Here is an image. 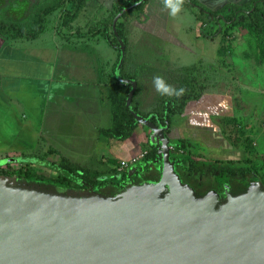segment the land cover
Wrapping results in <instances>:
<instances>
[{
    "label": "rangeland",
    "instance_id": "rangeland-1",
    "mask_svg": "<svg viewBox=\"0 0 264 264\" xmlns=\"http://www.w3.org/2000/svg\"><path fill=\"white\" fill-rule=\"evenodd\" d=\"M32 1L0 0V14L11 19L10 10L13 12L19 10L27 17L24 20L21 16L15 19L21 23H28L27 18L28 15L30 16V12L32 17L35 14L37 16L44 5H54L59 2V0H40L39 2L36 0V4L31 3L29 6ZM151 1L149 5L144 7V15H138L136 12L130 13L125 18L121 15L115 23L117 33H119L118 26L119 29L121 28L120 22H123L121 26L125 30V66L123 72L127 76H134L139 82V92L135 98L138 113L149 114L159 110L161 101L172 97L175 88L190 85L194 81L201 82L205 86L204 91L209 95V99L204 104H201L202 100L199 103L201 105H197L198 107L195 106L196 102L190 103L185 111L187 112L191 107L194 113L199 111L201 113L190 115L191 120L188 119L189 114L186 113L171 116V125L176 129L175 132L179 133V137L186 138L189 143L186 148L187 155L190 154L198 165H203V170H208L199 176L200 180L204 182L206 187L222 188L221 181L230 180L231 184H237V180L242 179L238 173L246 168H252L264 181V31L257 32L251 26L226 23L223 19L225 13L230 10L237 12L240 10V4L237 7L232 3L225 4L224 7L217 9L222 10L216 15L217 19L221 18L218 19L217 23L214 22L213 18H211L212 22L205 19L204 21L208 23L202 26L201 15L196 12L194 14L192 9L185 4L181 5V0L180 9L175 15H170V8L162 1ZM87 2L93 4H89L90 7L88 6L85 13L80 17L81 26H85L91 20H96L97 23L94 25L87 24V26L90 29L93 28L92 30L99 27L97 29L99 30L106 27L103 23L107 22V31L105 33L103 29H100L102 30L98 34L100 36H97L101 40L99 44L89 45L87 42L76 43L71 41L70 45H65V48L73 52H80L82 60H84H81L82 63L99 75L98 79L104 83L102 86L103 98L100 99L102 105L101 118L95 125L87 124L88 126L84 127L89 130L93 138L98 137V140L91 139L93 149L97 146L95 152L90 157L81 155L78 148L68 149L70 143L67 141L64 146L65 149L62 148L66 154L64 155L53 149L50 152L51 148L46 150L48 147L40 142L42 145L40 150L35 151L41 158L39 161L38 158L30 155L33 147L35 149L38 145L41 136L33 135V138L27 134V132L31 133L28 131V127L24 125L26 120L18 112L16 114L15 107H7L6 109V106H0V161L11 159L9 167L7 165L0 167V173H12L24 164L27 165L26 167L28 165L32 166L31 168L34 167L37 175L54 180L60 174L69 176L68 171L62 170L60 166L63 159L65 161L61 164L62 167L71 166L76 171H82L87 179H92L97 172L103 173V170L109 165L113 167L111 162L107 163L112 159H109L112 157L110 144L121 143L122 145L124 142L106 135V131L110 132L112 129L114 111L118 101L115 99L116 93L113 87L114 84H117L114 78L115 68H113L111 61L108 62L116 51L107 45L108 39L105 35L113 39L115 34L113 22L116 16L114 17L115 13L111 12L110 16L105 18L107 12L101 14L96 10L91 11V6L97 7L95 0H87ZM200 3L202 4L200 7L206 13L214 10L212 6L214 4L211 3L212 5H210L204 1ZM67 8H72V5L66 3L63 9ZM34 10H36L35 14H33ZM237 14L242 15L240 12ZM229 15L227 13V17ZM31 19L29 18V20ZM43 25L46 26V23ZM30 26L34 28H30V31L35 32L39 23H33ZM26 27L28 28V26ZM216 30H218V35L213 36L212 39L202 34H213ZM63 31L68 32L70 29L67 28ZM82 31L85 34L88 33L86 28ZM6 35V32H0V36L6 39L5 42L7 40L17 42L13 45L23 46V44L37 39L27 40L13 34L5 37ZM118 36L116 35V38L119 47H121L122 42ZM48 39L51 41L48 44L51 46L50 50H53L52 45L55 39L51 36ZM36 41H38L36 43L42 42ZM89 71L91 72V70ZM156 77L161 78L162 83L170 89V92L157 91ZM118 79L122 81L125 78L118 75ZM198 124H208L211 128L220 127L219 132L221 133L214 136V140H209L211 137L205 138L208 133L206 131L200 132L197 128ZM181 125L182 127H179ZM96 127L100 135L95 134L94 128ZM191 129L192 133L190 132ZM147 132L146 127L139 125L130 136V139L136 143L134 150L138 153L139 150L149 149L146 145L148 144ZM20 133H24V135ZM78 138L75 139L77 144L80 142ZM82 139L85 140L84 137ZM54 154L58 156H53ZM7 176L16 177L19 182L36 184L34 181L17 175ZM80 177L82 178V176ZM80 177L74 176L73 182L81 185L82 179ZM224 184L229 183L225 182ZM50 187L57 193H70L73 190L71 188L80 186L55 187L51 185Z\"/></svg>",
    "mask_w": 264,
    "mask_h": 264
},
{
    "label": "water",
    "instance_id": "water-1",
    "mask_svg": "<svg viewBox=\"0 0 264 264\" xmlns=\"http://www.w3.org/2000/svg\"><path fill=\"white\" fill-rule=\"evenodd\" d=\"M128 9L114 19L117 36ZM122 81L132 86L130 112L161 147L160 179L115 195H70L0 175V264H264V183L250 180L239 194L225 184L224 202L216 190L197 195L176 171L164 129L134 111L137 80Z\"/></svg>",
    "mask_w": 264,
    "mask_h": 264
},
{
    "label": "crops",
    "instance_id": "crops-1",
    "mask_svg": "<svg viewBox=\"0 0 264 264\" xmlns=\"http://www.w3.org/2000/svg\"><path fill=\"white\" fill-rule=\"evenodd\" d=\"M35 1L36 0L30 2L29 6L31 3L33 5L36 4ZM39 1L40 0H38V2ZM95 1L97 7L91 6V11L96 10L101 14L107 12L105 18H108L110 16L109 14L114 12V4L121 2V0ZM153 1L154 0L151 2ZM159 1L163 2V0ZM203 1L208 2L210 5L214 4L212 6L214 10H216L223 7L225 4H240L248 0H200V2ZM88 2L77 19L73 21L71 25L63 29L60 28V20L62 12L65 9H58L50 14L46 18L44 31L40 33L41 35L39 34L40 36L38 35L39 37H36V40L42 41L41 43H36L38 41L34 40L23 44V46L13 45V43L15 44L17 42L14 40H7L5 42L6 39L0 36V106H6V109L7 107H15L14 110H16V114L18 112V114H21L22 118L26 120L24 125L28 127V131L31 133L29 134V132H27V134L31 135V137H33V135L41 136L42 140L39 138L38 145L35 149L33 147L31 151L32 154L30 155L34 156V158H38L39 161L41 158L35 151L40 150V146H42L40 142H43V144L48 147L46 150L51 148L50 152L53 149L64 155L66 154L62 148L65 149L64 146L67 141L72 146L69 145L67 147L68 149L74 150L78 148L80 150L78 151L79 154L88 157L93 155L97 147L95 146L93 149L91 141L93 139L98 140V137L93 138L89 130H86L84 127L92 124L95 125L101 118L102 105L100 99L103 98L102 86L104 83L98 79L99 75L95 74L92 69H88L87 66L82 63L84 60H82V54L80 52H73L65 48V45H70L71 41L76 43L87 42L89 45H95L101 42L99 37H97L100 35L92 33L99 27L96 30H92L93 28L90 29L89 26H87V24L94 25V23H97L96 20H91L89 23L85 24V26H81L79 21L89 4H93ZM66 10H70V8ZM10 12L12 14V16H10L11 19H7L8 17H4L1 14L0 16L4 17H2V19L11 22H20L16 20L20 18V16L23 20L27 17L19 10L18 12L10 10ZM31 14L30 12L27 21H30L29 18L31 19ZM103 25L108 26L107 22H104ZM83 27L88 29V31H86L88 32L87 34L82 31V29H84ZM67 28L70 29V31L64 32L63 30ZM49 36L55 39L52 45L53 50H50L51 46L48 45L51 43L48 39ZM105 37L108 39L107 45L116 51L108 60V62L111 61L114 66L113 68H116L118 61H120L119 51L112 46L110 42L108 43L109 37L107 35H105ZM86 39L88 40L86 41ZM89 70H91V72ZM192 109L193 108L190 107L187 112L183 113L189 114V120H191L190 115H192ZM94 129L95 134L100 135L97 127ZM20 134L24 135V133ZM77 137H79L78 139L80 140L78 144L75 143ZM82 137H84L85 140H83ZM125 141L134 144V141L130 138ZM125 141H122L124 142L122 145L121 143L110 144L112 157L109 159L112 158L120 161L131 156V154L136 151H134V148L129 149L132 144L126 143ZM43 147L45 146L43 145ZM53 156L58 155L54 154ZM111 160L107 162L109 163Z\"/></svg>",
    "mask_w": 264,
    "mask_h": 264
},
{
    "label": "trees",
    "instance_id": "trees-1",
    "mask_svg": "<svg viewBox=\"0 0 264 264\" xmlns=\"http://www.w3.org/2000/svg\"><path fill=\"white\" fill-rule=\"evenodd\" d=\"M140 0H121L120 3L114 4L113 6V10H114V17L119 14L123 9L125 8H129V10L123 15V18H125L126 16L130 15V13H134L136 12L138 15H144V7L147 6L151 0H147L146 2L138 5V6H134L136 2H138ZM182 3L181 5H184L191 8L190 10L195 14V12L197 14H200L202 17V26H204L205 24H207V21H204L205 19H208L209 22H212L211 18H213L214 22L218 21V19L221 18H216V15H218L222 10H213L210 12L204 11L203 8H201L200 6H202V4L200 3V0H181ZM164 2V0H163ZM66 3H70L72 5V8H70V10H64L62 12L61 15V20H60V28H64V27H68L69 25H71V23L73 21H75L77 19V17L79 16L80 12L82 11V9L84 8V6L87 3V0H59V2L57 4L54 5H44L41 10H39V14H35L36 10H34L33 17L30 21H28V23H21V22H11L9 20H5L0 18V32L4 33L6 32L7 35L5 37H7L8 35H15L18 37H22L28 40H32L36 37H38V35L44 31V25L46 22V18L54 13L56 10L58 9H63L64 5ZM231 4V3H230ZM134 6V7H133ZM235 7L238 6V4H234ZM224 7V6H223ZM240 10H238L237 12H231L228 11L225 14V17H223V19L226 21L227 24H242V25H247V26H251L253 29H255L257 32H263L264 31V0H248L246 2L240 3L239 5ZM243 8V9H242ZM194 9V10H193ZM38 11V10H37ZM240 12L242 15L239 16L237 13ZM38 13V12H37ZM227 13H229L230 15L227 17ZM206 16V18H205ZM33 23H39L38 29L35 32L30 31V28H33L30 26V24ZM120 24L122 25L123 22H120ZM120 25V29L118 26V31H119V36L121 37V39L123 40V43H125V30H123V27ZM28 26V28L26 27ZM112 28V27H111ZM34 29V28H33ZM103 29L105 31H107V26L100 28ZM96 30L93 31V34H99L102 30ZM212 29V28H211ZM218 30H216V32H214L213 34H203V36L208 37V38H213V36L218 35L217 33ZM203 32V31H202ZM91 33V34H92ZM106 33V32H105ZM90 34V35H91ZM109 42L112 46H114L115 48L118 49L119 54H120V58L119 60L121 61V56H122V51L120 50L119 44H118V40L116 38V35L114 34L113 39L109 38ZM125 46V44H124ZM119 47V48H118ZM120 61H118V64L115 68V79L117 81V84H114V91L116 93L115 95V99L118 101L117 104V108L114 111V123L112 126V129L110 130V132L106 131V135L108 134L110 138H114L116 140L119 141H125L126 139H129L130 136L132 135V133L134 132V130L139 126V122H137L133 116V114L130 112L128 106H127V99L129 96V93L132 89L131 85L128 84H124L122 83L119 79H118V75H117V68L119 66ZM124 66H125V62L122 65V70L120 72V75L122 78H130V79H135L134 76H127L125 74L124 71ZM136 80V79H135ZM138 82V81H137ZM138 86H139V82H138ZM205 86L199 82V81H194L193 83H191L190 85H185L184 87H177L174 89L173 91V95L172 97H169L168 99H164L163 101H161V107L159 110H156L154 112H151L149 114H142L145 118L151 120L152 122H154L155 124H157L160 127H163L165 125H167L168 127H172L171 125V116L172 115H181L186 111V108L188 107V105L190 103H194L196 102V106L197 105H201L204 104V102L206 100H208V94L205 93L204 91ZM139 92V87L137 88L135 95L133 97V101H132V106L133 109L136 113H138L137 111V102H135V98L136 95ZM203 100V102L201 104H199L201 101ZM135 103V104H134ZM224 104V103H223ZM195 107V106H194ZM203 108V107H202ZM192 113H194L193 109H192ZM201 112H197L194 113L192 115H197L200 114ZM139 114V113H138ZM200 124H198V129H201V127H199ZM203 130L206 129L208 135L210 134V136L208 138H210L209 140H214V136H218L221 132H219L221 130L220 127L217 128H211L208 124H203ZM169 128V129H170ZM211 129V130H210ZM206 140V139H205ZM229 143V142H228ZM187 144L188 141L187 139H180V141L176 142V146H177V151L179 152V150L184 151L185 153L180 155L182 157V159L179 157H175L176 162H179V166L181 167L182 171L184 172H180L179 174H181L182 178L192 184L193 186H195L197 192L204 194L205 192L207 193L210 190H216L217 192H224V183H229V185H231V190L233 192H245L247 190V186L250 185V180H254V179H260L263 183V179L258 176L254 170L252 168H246L242 171H240L238 174H240L239 176H241V180L240 179H236L238 182H236L237 184H231L230 180H225V181H221L222 184L221 187L222 188H215V187H206V185L204 186V182L201 184H199V176L201 174H203V172L208 170H203V165H198V163L194 160V158H192V156L190 154L187 155L186 153V148H187ZM230 144V143H229ZM179 155V154H178ZM150 158H157V157H161L158 156L156 150L155 152H151L149 154ZM174 158V159H175ZM162 160V158H161ZM63 160L61 164H63ZM113 165V167H111L110 165L108 167H106L105 170H103V173H96L94 175V178L92 179H87L85 177V174L82 171L79 170H75L73 167L65 165L62 167V165L60 164L62 170H67L68 171V175L69 176H64L61 175L56 178V179H46L40 175H37L36 171L30 167V165H28V167H26L27 165H24L18 169V170H14L12 171V173L7 172V173H0L1 175H17L20 176L22 178H26L27 180L30 181H34L38 184H43L44 186V190H49L51 191V185L55 186V187H59V186H72V187H76V186H80V187H84L85 183H89V184H93L94 186L99 187L98 189L101 190L102 193H105L106 195H114L116 194L115 190H104L103 188H105V185H111L113 188H116V185L119 183V180L121 178H123L121 176V178H119L120 174L118 171V167L120 165L121 161H117L115 159H112L110 161ZM109 162V163H110ZM108 163V162H107ZM108 163V164H109ZM34 164V163H33ZM107 164V165H108ZM35 166V165H34ZM7 167H9V164L7 165ZM111 167V168H110ZM161 169H162V164L160 166V170L157 174H155L153 177L155 181H158L161 177ZM210 169V167H209ZM61 171V170H60ZM62 173V172H61ZM206 173V172H205ZM191 174V175H190ZM124 175V174H123ZM157 175V176H156ZM80 177L82 176V182L81 185H78L77 183H74L73 181V177ZM156 176V177H155ZM243 180L244 183H240L239 182ZM205 193V194H206Z\"/></svg>",
    "mask_w": 264,
    "mask_h": 264
},
{
    "label": "flooded vegetation",
    "instance_id": "flooded-vegetation-1",
    "mask_svg": "<svg viewBox=\"0 0 264 264\" xmlns=\"http://www.w3.org/2000/svg\"><path fill=\"white\" fill-rule=\"evenodd\" d=\"M139 115H142V114H139ZM143 116V115H142ZM139 125L140 126H144V125H142V124H140L139 123ZM144 127H146V126H144ZM179 127H182V126H179ZM199 127H201L202 128V130L201 129H199L200 130V132H202V131H206V129L205 130H203V127H204V125L203 124H200L199 125ZM143 128V127H142ZM147 128V127H146ZM163 129H164V133H165V136L166 137H168V139H169V142H170V158H171V160L174 162V164H175V169H176V171L178 172V171H180V172H184V171H182V169H181V167L179 166V162H176V161H178V160H176V156L177 157H179V160H180V158L182 159V157L180 156V155H182V154H184L185 152L184 151H182V150H179V152L177 151V146L175 145L176 143H174V142H177V141H174V140H182V139H186V138H183V137H179L180 135H179V133L178 132H175L176 131V129H174V127H168L167 125H165V126H163L162 127ZM170 128V129H169ZM198 128V127H197ZM198 130V131H199ZM147 131L149 132H147V143L148 144H146V145H148V147H149V149L147 148V149H145L146 150V154H144L142 157H140V158H138L135 162H133V163H129V165L124 169V170H122V171H119V174H120V176H119V178H121V176L123 177V178H121L120 180H119V183L116 185V188H113L110 184L109 185H105V188H103L105 191L106 190H109V191H111V190H115L116 192V194L117 193H119V192H121V191H123L124 189H126L127 187H129V186H131V185H133V184H142V183H144V182H146V181H155V180H153L154 179V175L155 174H157L158 172H159V170H160V166H161V164H162V160H161V158H162V155H161V147H160V145L159 144H157L156 142H155V140L154 139H151V136H152V131L149 129V128H147ZM190 132L192 133V129L190 130ZM207 132V131H206ZM196 135H197V133H196ZM210 136V134L208 135L207 134V136H205V138H208ZM204 138V137H203ZM205 138H204V140H205ZM126 142V141H125ZM126 143H130V142H126ZM130 144H132L130 147H129V149H132V148H134V144H136L135 142H134V144L131 142ZM140 147H141V145H140ZM147 147V146H146ZM145 150H139V153L142 151H145ZM155 150H156V152H157V154H158V156H161V157H157V158H150V156H149V154L151 153V152H155ZM135 151V150H134ZM137 153H138V151H135L134 153H132L131 154V156H129V157H127V158H125V159H122V160H125V161H128V162H130V160H131V158L134 156V155H137ZM179 154V155H178ZM175 158V159H174ZM122 160H120V161H122ZM161 171H162V169H161ZM180 172H178V174L180 173ZM124 174V175H123ZM1 175V174H0ZM180 175V177H181V179H182V181L184 182V183H187V184H189L191 187H193L194 189H195V191H196V193H197V195H204V194H202V193H199V192H197V190H196V188H195V186H193L192 184H190V183H188V182H186L183 178H182V176H181V174H179ZM191 175V174H190ZM5 176H7V175H5ZM157 176V175H156ZM155 176V177H156ZM198 182H199V184H201L202 185V183H203V181L202 180H200V178H198ZM254 180H256V179H254ZM239 182L242 184V183H244L243 182V180L242 181H240L239 180ZM20 184L21 185H26V186H31V187H38V188H44V186H43V184H38V183H36V184H29V183H24V182H20ZM87 184V185H86ZM92 187V188H89V187ZM231 186V185H230ZM249 186V185H248ZM248 186H247V188H248ZM99 187H97V186H94L93 184H89V183H85L84 184V187H78V188H71V189H73L70 193H64V194H70V195H84V194H95V193H101V194H105V193H102L101 192V190H99L98 189ZM230 190H231V187H230ZM49 191V190H48ZM232 191V190H231ZM51 192H55V191H53V190H51ZM57 193V192H56ZM220 193V195H221V198H222V202H224L225 201V197H224V192L222 191V192H219ZM232 193L233 194H239V193H242V191H239V192H233L232 191ZM106 195V194H105ZM108 195V194H107ZM115 195V194H114Z\"/></svg>",
    "mask_w": 264,
    "mask_h": 264
},
{
    "label": "clouds",
    "instance_id": "clouds-1",
    "mask_svg": "<svg viewBox=\"0 0 264 264\" xmlns=\"http://www.w3.org/2000/svg\"><path fill=\"white\" fill-rule=\"evenodd\" d=\"M164 3L168 8H170V15H175L179 11L181 6L180 0H164ZM155 84L157 91H161L162 93L170 92V89L162 83L161 78L156 77Z\"/></svg>",
    "mask_w": 264,
    "mask_h": 264
},
{
    "label": "built area",
    "instance_id": "built-area-1",
    "mask_svg": "<svg viewBox=\"0 0 264 264\" xmlns=\"http://www.w3.org/2000/svg\"><path fill=\"white\" fill-rule=\"evenodd\" d=\"M144 154H146V150L143 151V152L138 153L137 155H134V156L131 158L130 162L125 161V160H122V161L120 162L119 167L117 168L118 171H122V170H124V169L129 165V163H133V162H135L138 158L142 157Z\"/></svg>",
    "mask_w": 264,
    "mask_h": 264
}]
</instances>
